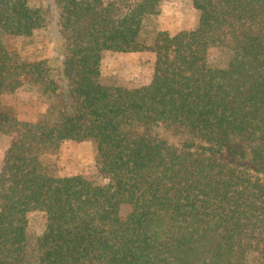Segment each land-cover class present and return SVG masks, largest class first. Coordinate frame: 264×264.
Segmentation results:
<instances>
[{
	"label": "trees",
	"instance_id": "1",
	"mask_svg": "<svg viewBox=\"0 0 264 264\" xmlns=\"http://www.w3.org/2000/svg\"><path fill=\"white\" fill-rule=\"evenodd\" d=\"M162 2L0 0V264H25L35 211L38 264H264V0H192L198 27L148 45L143 23ZM39 29L55 55L19 61L7 40ZM107 51L154 52L151 84L103 85ZM23 86L52 100L54 124L3 110ZM88 138L96 175L47 165Z\"/></svg>",
	"mask_w": 264,
	"mask_h": 264
},
{
	"label": "rangeland",
	"instance_id": "2",
	"mask_svg": "<svg viewBox=\"0 0 264 264\" xmlns=\"http://www.w3.org/2000/svg\"><path fill=\"white\" fill-rule=\"evenodd\" d=\"M200 14L192 0H163L157 13L148 16L143 23L141 40L150 45L160 32L171 36L195 30ZM12 54L21 62L34 63L55 55L52 35L47 29L36 30L31 36L11 37L7 40ZM210 59L216 66L230 61L229 53L214 50ZM156 55L152 51L120 53L107 51L103 54L100 72L103 85L127 89L143 88L151 84L154 76ZM3 110L11 117L23 121L54 124L57 113L52 100L37 91L21 87L2 96ZM9 138L0 134V173ZM54 173L60 177L97 174V147L93 139L66 140L45 157ZM46 227L45 214L39 211L28 215V237L25 264H38V242Z\"/></svg>",
	"mask_w": 264,
	"mask_h": 264
}]
</instances>
